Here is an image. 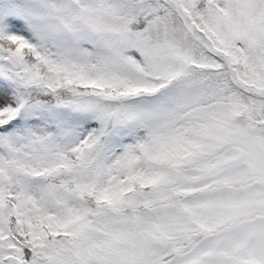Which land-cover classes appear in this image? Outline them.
I'll return each mask as SVG.
<instances>
[{
  "label": "snow or ice",
  "instance_id": "6c2138e0",
  "mask_svg": "<svg viewBox=\"0 0 264 264\" xmlns=\"http://www.w3.org/2000/svg\"><path fill=\"white\" fill-rule=\"evenodd\" d=\"M0 264H264V0H0Z\"/></svg>",
  "mask_w": 264,
  "mask_h": 264
}]
</instances>
